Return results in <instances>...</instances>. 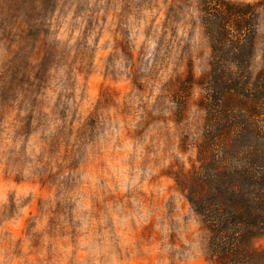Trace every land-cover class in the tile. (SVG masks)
Returning <instances> with one entry per match:
<instances>
[{
	"label": "clouds",
	"instance_id": "clouds-1",
	"mask_svg": "<svg viewBox=\"0 0 264 264\" xmlns=\"http://www.w3.org/2000/svg\"><path fill=\"white\" fill-rule=\"evenodd\" d=\"M79 2L0 0V264L264 253L205 183L264 194V0Z\"/></svg>",
	"mask_w": 264,
	"mask_h": 264
},
{
	"label": "trees",
	"instance_id": "trees-1",
	"mask_svg": "<svg viewBox=\"0 0 264 264\" xmlns=\"http://www.w3.org/2000/svg\"><path fill=\"white\" fill-rule=\"evenodd\" d=\"M226 8L227 2L220 0ZM230 11L231 9L228 8ZM226 39V34H221V41ZM236 180L244 188L246 185L253 183L243 173H238L236 176H229L227 183H232ZM225 178L218 176L215 180L212 177H208L205 183L208 184L210 191L215 187V192L211 191L207 196L210 201L215 203L218 209H222V212L216 217L218 223L222 226H228L239 224L243 226L246 233H260L264 232V194L257 193L260 197L258 201H249L244 198L243 192L237 196L233 193H228L224 189ZM261 188H264V183L260 184ZM249 191L251 189H248ZM234 264H264V253H242L238 254Z\"/></svg>",
	"mask_w": 264,
	"mask_h": 264
},
{
	"label": "rangeland",
	"instance_id": "rangeland-1",
	"mask_svg": "<svg viewBox=\"0 0 264 264\" xmlns=\"http://www.w3.org/2000/svg\"><path fill=\"white\" fill-rule=\"evenodd\" d=\"M226 1V0H225ZM77 3V13L83 10V4L79 2V0H74ZM86 3L87 0H84ZM160 0H105L106 6L113 7L115 4H122L121 12L119 17H125L128 14H132L133 12L136 14L139 19L143 12L148 11L151 12L154 7L158 6ZM171 11V9H169ZM105 17H101V20H104ZM155 22V17L149 21L147 28L145 29L146 34L151 30L153 23ZM93 21L89 20V26H91ZM125 35H127V30H124ZM210 188L207 193V196L210 195ZM257 248H264V240L257 242Z\"/></svg>",
	"mask_w": 264,
	"mask_h": 264
}]
</instances>
